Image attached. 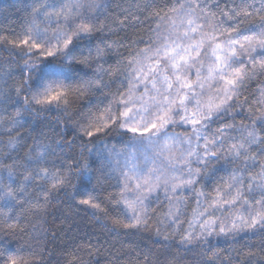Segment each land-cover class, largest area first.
<instances>
[{
    "label": "snow or ice",
    "instance_id": "6c2138e0",
    "mask_svg": "<svg viewBox=\"0 0 264 264\" xmlns=\"http://www.w3.org/2000/svg\"><path fill=\"white\" fill-rule=\"evenodd\" d=\"M20 11L0 9V264H93L99 240L38 227L61 203L139 238L115 264H264V0Z\"/></svg>",
    "mask_w": 264,
    "mask_h": 264
},
{
    "label": "trees",
    "instance_id": "16d2710c",
    "mask_svg": "<svg viewBox=\"0 0 264 264\" xmlns=\"http://www.w3.org/2000/svg\"><path fill=\"white\" fill-rule=\"evenodd\" d=\"M25 4L26 0H0V9L7 10L11 13L10 19L16 20L19 23L18 17H22L23 12H17V9L22 10ZM8 59L10 58L6 53L0 52V63H4ZM18 71L19 69L17 68ZM188 204V211L190 212L191 208L194 207V198L191 195L188 196ZM50 211L51 215L47 217V224H43L39 220H36V223L38 227L63 229L60 232V240L58 243L66 246L69 251L74 249L76 244L82 241L89 239L93 243H96L97 240L100 241L102 245L100 254L91 257L93 264H96V261H99V264H115L112 253L127 254L131 252L132 245L129 241L139 239L138 237L130 238L108 234L89 214L70 208L65 203L54 205ZM21 242L35 243L28 236H25ZM251 242L258 243L259 241ZM154 251L159 252L161 249L157 245L154 247ZM81 255L84 256L85 260L89 259L86 253H81ZM127 259L128 257L125 256V260L121 261L120 264H126Z\"/></svg>",
    "mask_w": 264,
    "mask_h": 264
}]
</instances>
